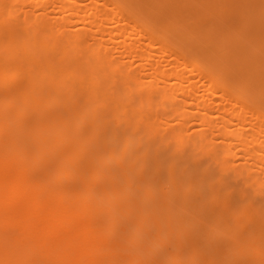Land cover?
I'll return each mask as SVG.
<instances>
[{
    "label": "bare ground",
    "instance_id": "obj_1",
    "mask_svg": "<svg viewBox=\"0 0 264 264\" xmlns=\"http://www.w3.org/2000/svg\"><path fill=\"white\" fill-rule=\"evenodd\" d=\"M6 130L0 264H264V0H0Z\"/></svg>",
    "mask_w": 264,
    "mask_h": 264
},
{
    "label": "rangeland",
    "instance_id": "obj_2",
    "mask_svg": "<svg viewBox=\"0 0 264 264\" xmlns=\"http://www.w3.org/2000/svg\"><path fill=\"white\" fill-rule=\"evenodd\" d=\"M114 123H116V122L114 121ZM62 127L63 126L59 127V129L61 130ZM103 129L106 131V134H109V128L108 127H105V128L104 127H101V131ZM10 132H11L10 130L9 131L6 130V131H4L0 135V144L7 139L6 137H7V135H9L8 133H10ZM34 136L35 135H33V136L32 135H21V137H23L22 139L16 137L17 140L14 139V140L8 141V142H10L9 144L11 146H20V145L21 146H24V145H27V146H29L28 148H32V147H35L34 145H37L39 143V141H38L39 139L37 137H35L37 139H34ZM103 136L106 137V138H108V136H109L112 139V141L118 140V136L117 135L116 136L115 135H96V142H94L93 145H95L96 143H98L99 140H101V138ZM18 137H20V135ZM35 140H37V141H35ZM47 158H49V156H47ZM47 158L43 157V159H41V160L46 161ZM116 168H120V169H116L117 171H120L121 168H122V165H120V166L117 165ZM39 173L40 172L37 171V173L36 174L34 173V174L35 175H38ZM109 179L110 178H107V180H109ZM72 182H73V180L70 179L69 182H68L69 184L68 183L67 184L70 185V184H72ZM120 228H122V225H120ZM155 231H156V228H150V227H148L144 231L143 235L144 236H151V235H153L155 233ZM106 237L108 238L109 236L107 235V236H104L103 238L106 239ZM113 238L115 240H118L119 239V241L120 240L121 241L123 240V237L121 235H119V234L118 235H114ZM27 240L28 239L25 236L24 237L17 238V239L14 238L13 241L12 240H10V241L3 240L1 246L5 247V246H8V245H15L14 243L19 244L20 246H27L26 244L29 242ZM130 245L131 246H134L135 244H130ZM165 245L167 247H171L172 246V243H171V246H170V244L168 245V243H166ZM163 250L165 251V249H163ZM163 250L158 254L157 257L162 256V254L164 253ZM3 254H5V257H6V260H7L6 264H18V263L20 264V260L23 259L19 251H16V252H7V253H3ZM39 256H40V253H38V252H35V251L29 252V253H27V262L30 263V264H32V261L34 259L37 260L39 258ZM157 257H156V261H157Z\"/></svg>",
    "mask_w": 264,
    "mask_h": 264
}]
</instances>
